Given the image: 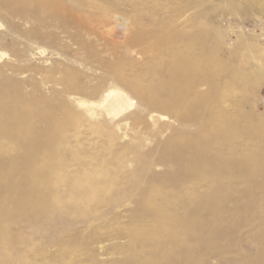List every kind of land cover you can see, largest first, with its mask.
<instances>
[{
	"label": "rangeland",
	"instance_id": "obj_1",
	"mask_svg": "<svg viewBox=\"0 0 264 264\" xmlns=\"http://www.w3.org/2000/svg\"><path fill=\"white\" fill-rule=\"evenodd\" d=\"M0 264H264V0H0Z\"/></svg>",
	"mask_w": 264,
	"mask_h": 264
},
{
	"label": "bare ground",
	"instance_id": "obj_2",
	"mask_svg": "<svg viewBox=\"0 0 264 264\" xmlns=\"http://www.w3.org/2000/svg\"><path fill=\"white\" fill-rule=\"evenodd\" d=\"M109 95H110V94H109ZM109 95H108V96H109ZM201 105H202V104H201ZM199 107H200V106H199ZM186 117H187V116H186ZM20 136H21V135H20ZM190 151H191V150H190ZM197 156H198V155H197ZM14 161H16V160H14ZM11 163H12V162H11ZM11 163H10V164H11ZM11 166H12V165H11ZM4 186H5V185H4ZM221 198H222V197H221ZM3 217H4V216H3ZM165 233H166V232H165Z\"/></svg>",
	"mask_w": 264,
	"mask_h": 264
}]
</instances>
